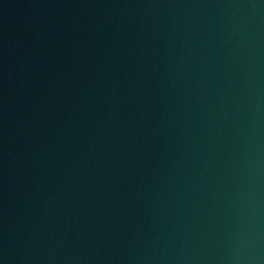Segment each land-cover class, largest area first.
<instances>
[{
	"label": "water",
	"instance_id": "obj_1",
	"mask_svg": "<svg viewBox=\"0 0 264 264\" xmlns=\"http://www.w3.org/2000/svg\"><path fill=\"white\" fill-rule=\"evenodd\" d=\"M0 264H264V0H0Z\"/></svg>",
	"mask_w": 264,
	"mask_h": 264
}]
</instances>
